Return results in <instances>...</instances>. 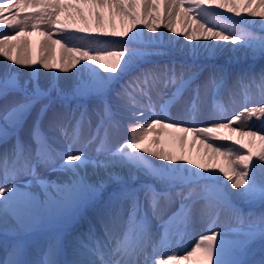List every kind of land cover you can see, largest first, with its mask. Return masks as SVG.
<instances>
[{
    "label": "snow or ice",
    "instance_id": "snow-or-ice-1",
    "mask_svg": "<svg viewBox=\"0 0 264 264\" xmlns=\"http://www.w3.org/2000/svg\"><path fill=\"white\" fill-rule=\"evenodd\" d=\"M165 8L167 10L169 0H164ZM203 12L205 19L204 24L198 23V29L201 32H207L211 37L217 41L233 42L234 49L243 48H259L264 51V37L259 39L253 37L252 33L246 30L245 27H237V25L248 23L246 17H242L240 20H234L229 24L225 20L219 19L223 13L216 12L215 10H209L205 7L203 0H195ZM211 2V0H209ZM85 3H91L94 8H102L105 5L109 9L115 8L119 12L129 16L133 21V28H136L137 17L131 9L134 6V0H0V55L5 57L8 61L14 65L21 67H34L37 65L42 66L44 70H64L67 71L70 68L76 67L81 61L94 62L99 65V68L105 69L107 74L99 73L98 69H92L96 74L97 79L94 81L93 87L95 90L102 92L113 80H119V78L126 73L133 62L140 55H146L151 53H140L134 48H129L128 45L134 40L136 33H133L127 40H113L111 46L119 47L127 50L125 51H108L107 47H93L92 51L96 54H90L89 51L83 50L85 46L65 48V45L60 40L53 39V32L59 31L55 26L61 24L60 14L68 9H74L75 14L79 15L81 19H87L84 16L82 5ZM173 11L177 5H184L185 0H170ZM149 4L152 9L158 7V4L154 0H141L142 12L152 15L148 11ZM260 6H264V0H260ZM220 9L227 8L228 12L235 13L240 16L241 11L250 12L252 16L264 17V11H256L251 7V0L244 4L243 9L235 0H228V3H219ZM32 9L33 11H29ZM7 10V12L5 11ZM43 13L44 15H39ZM95 16L99 22L103 18V13L95 11ZM172 14L171 12L169 13ZM69 15H73L69 13ZM232 19V18H226ZM37 21V22H33ZM211 22L212 27H207L206 24ZM41 23L48 25L50 31H42V35L45 36V40L41 43V51L45 52L39 61L28 59L26 56L21 57L20 51H27L28 40L24 38L18 45L16 41L21 40L22 37H26V31L36 30L41 26ZM264 26V20L260 21ZM151 32L156 33L158 26L148 25ZM169 28L171 25L169 24ZM220 29V30H216ZM64 30L72 32L89 33L90 29H69L66 25ZM175 32V29H171ZM192 31H195L193 29ZM227 33V34H226ZM125 33H115L116 37H124ZM187 41L191 42L196 37L189 32H185ZM85 39L90 41L93 45H101V41L96 36H86ZM153 38L149 39L151 42ZM51 41V44H49ZM61 44V48L75 53L73 57L65 61L63 55L61 56V62L59 64L52 62L50 56L47 53L51 52V45ZM46 46H48L46 48ZM226 46V45H225ZM17 49V55H12L13 48ZM193 54L199 51L200 47H203L206 51L212 52L214 49L221 47V45H213L211 42L201 45H191ZM123 58V59H120ZM111 61L112 67L103 61ZM87 64H81V67H87ZM143 84L144 88H141L140 94L147 97L149 103H151V97L148 95L147 87L150 80L155 79V74L152 72H144ZM140 77H135L133 80L128 81L126 84L121 85V89L116 91L114 99L121 108H126L131 111L132 122L130 123V129L139 126V118L143 116V112L135 111L136 105L133 100L129 98V88L135 89L136 85L140 82ZM261 100L259 113L264 115V73H261ZM175 84V78L171 81L166 80L165 84ZM188 83L181 79L179 85L176 88V93H179ZM31 85L32 91L28 92L27 88ZM19 87L15 76L6 78L0 81V96H6L10 91ZM25 97L22 102L14 103L5 110L2 119L5 121V126L0 127V141L8 135V126L13 128L20 127L24 120L31 114V110L38 104L41 99L48 98V103L41 105L38 114L33 121V139L36 140V129L39 126L44 114L48 111L49 107L55 102V99L50 97L49 92L42 90L39 83L35 80L26 81L24 85ZM59 93V90L57 89ZM174 93L173 95H175ZM101 103L103 104V110L105 116L111 117L113 115V104L107 98H104ZM247 116H256L257 109L245 108L240 112H237L232 116L231 120L224 123H215L212 126L200 127L199 129H190L180 127L179 124H165L161 119L153 120L143 128V132L133 138L130 143L120 144L115 148V151L110 154L104 160L90 161L86 153H77L76 155L60 153L63 156L61 165L66 169H69L78 178L75 179L71 185L68 186H56L53 188L51 184L43 185L40 183V178L36 173L37 165L40 163H49L47 158L45 146L43 140H37L36 156L33 158L30 154L24 157V165L21 169L33 176L37 184L41 187L51 190L53 195L45 202L38 201L37 196L32 191L20 190L16 186H8L11 184V180L7 173V154H5V179L3 186H0V231H6L9 227V222L14 225L16 230L25 229L30 226L31 222L35 220L34 213H38L40 209L45 211H61L73 208L79 204L89 193H98L101 191L107 183V180H119L120 177L113 171L116 167H123L132 165L137 168L146 170L150 175L160 180L166 185L165 190L157 191L152 185H141V188L145 191V198L150 201L151 214L153 217L160 220V227L165 229V234L168 224L177 216L183 214L187 219V201L194 191L189 188L188 194L185 195L182 186H189L198 184L201 180H218L215 171H209L208 175H203L199 171H193L188 165L194 163L185 156L172 155L165 152L163 149H156L145 145L147 139V133L153 131L156 125H160L161 128L176 127L179 132L188 133L194 132L198 136H203L201 143L205 144L207 148L212 149L213 153H219L226 157H231L232 153L223 151L219 146H215L213 143H208L209 139H224L233 142L235 145H239L240 148L246 150V154H236L235 159L229 160V166L227 168H221L220 171L223 176L230 181L231 184L221 182V187L212 189L214 198L208 205L209 214L215 211L217 216L219 211L227 206L232 207L229 197L233 195L228 189L234 188L238 190V195L242 198L253 200L259 198L262 206H264V183L258 187L257 172L258 170L264 172V134H260L258 131L249 130L247 132L242 131L239 128L231 127L233 121L245 118V126L251 129V125L247 123ZM84 113H81L83 118ZM118 121H114V127L118 126ZM229 130V133H237L239 136L258 137L261 142V148L258 153L252 151L251 143H244L240 139L233 141L231 134L222 136V130ZM264 131V130H261ZM183 142L184 137H179ZM156 142L155 140L153 141ZM132 149L129 151L128 149ZM240 148L236 149L239 153ZM150 154L162 161L160 165H153L152 162L145 158L141 154ZM24 151V146L21 141H17V144L13 148L12 155L17 159L20 158L21 152ZM254 157L258 159L254 160ZM251 162V163H250ZM89 163H92L96 168L103 169L105 178L98 180V183L91 184L84 177L79 176L78 169L85 168ZM242 165V167H239ZM200 169H204L206 166L201 164L198 166ZM187 173V175H185ZM135 179V177H133ZM175 189V195L180 198V208L169 217L168 220L163 219V209L160 206V201H171V193ZM140 189L123 187L121 191L113 193L115 200H130L131 209L128 213L127 220H123L122 210L115 215H111L104 223V232L107 235L109 241L114 240L115 246L108 248V259H101L99 264H157L155 259H150L147 254V245L150 240L149 233V218L147 211L144 210L143 203L139 198ZM210 189L205 185V193H208ZM6 193V194H5ZM207 198V197H206ZM233 212L237 218L241 215V210L233 207ZM103 220V216L101 217ZM215 226V221H213ZM122 233V238H121ZM231 235L232 238H229ZM89 236L91 237V229L89 230ZM259 237V257L255 258L253 245L256 243V238ZM84 245H82L83 247ZM25 244L23 239H14L8 249L5 256L0 257V264H60L55 258L57 254V247L54 242L49 243L48 248L45 251V259L42 262L32 261L29 262L23 259L25 254ZM88 251L92 255H96L99 249L88 248ZM202 253L201 264H264V213L260 216V225L258 231L250 226L247 231H233L231 234L227 230L219 229L212 230L211 227L206 230V234L200 235L198 241L191 251H187L186 254L179 259L185 261L189 260L195 253ZM143 257V259H141ZM178 258L176 256H168L167 259L162 260L161 264H177ZM77 264H97L93 259H85L78 261Z\"/></svg>",
    "mask_w": 264,
    "mask_h": 264
},
{
    "label": "rangeland",
    "instance_id": "rangeland-1",
    "mask_svg": "<svg viewBox=\"0 0 264 264\" xmlns=\"http://www.w3.org/2000/svg\"><path fill=\"white\" fill-rule=\"evenodd\" d=\"M260 1V0H258ZM236 3V1H235ZM88 4V5H87ZM84 6H91V3L83 4ZM94 8V7H93ZM97 9V8H96ZM100 11L102 8H99ZM230 17V16H229ZM76 19L78 21L84 22L83 19L79 18L76 15ZM80 19V20H79ZM221 20H225L227 23H233L234 19H226V17H219ZM238 21V20H236ZM83 24V23H81ZM237 25V27H242ZM254 27V26H253ZM255 28L259 29L262 27L256 26ZM264 29V28H263ZM261 30V29H260ZM251 33V32H250ZM255 38H260L263 36H253ZM204 53L208 54L209 51H204ZM76 55L73 53L72 57ZM178 60V65L174 69L167 68L166 75L172 80L173 77L175 81L179 83L181 79H184L188 76H192V83L188 85L183 92L182 96H179V99H182L184 102H189L195 105H198L208 111L211 115V121L207 122L206 127L212 126L216 122V116L218 111L223 107V99L221 94L227 89V79L224 75V69L229 68V64L223 63L221 60H208L202 62H184L183 59L179 56L176 58ZM104 63L109 65V68L112 67L111 61H103ZM246 67H242L243 63H237L233 68L239 69L244 68L245 70L239 73V80L237 81V85H235L234 89L239 94L242 91L241 96L243 98H247L250 96L248 91L241 87L246 79H248L245 73L249 75H254V72H257V78H260L262 69H258V65L260 63L256 62V59L251 61H247ZM81 64H85L84 61H81L80 64H77V69L79 71H85L87 67H82ZM99 66V65H98ZM84 68V69H83ZM98 69L101 74H106L105 69ZM258 71H256V70ZM202 71L203 76L205 77L202 82L197 79L198 71ZM205 71V72H204ZM213 72V73H212ZM239 72V71H238ZM207 74V75H206ZM132 76V78H131ZM135 77V75H134ZM133 74L129 77L125 78L126 84L128 81L134 79ZM208 78V79H206ZM128 79V81H127ZM71 80L72 83L70 82ZM92 81L85 83V89H79L75 94H65L63 92H59L56 94H49L50 97L55 99V102L49 107H57V113L64 117L66 116V123L69 126V133L65 135V137H61V132L57 130L56 126L51 129L45 126V116L41 119L38 128L36 129L37 138L33 139V121L36 115L39 112L41 105L48 103V98H43L41 101L35 105V112L31 116L30 121L27 123L26 129L24 130L22 127L18 128L13 134H8L5 142L1 143L0 150L5 151L7 154V173L9 174L16 169L17 166L23 167L24 165V155H31L33 158L36 156L37 151V140H43L45 151L47 158L49 159V163H40L37 165L36 170H44L45 167L49 165H56L62 160L63 156H55V154L48 150L47 143H51L48 138L52 137L55 139V142H52V146H62L68 150L71 154L76 155L77 153H83L85 147L91 148L93 151L90 154L92 159H100L103 155H109L110 152L115 151V148L120 144L125 142L130 143L133 138H135L137 132V126L130 129L129 125L132 122V114L131 111L126 110V108H121L114 99V94L116 90L121 89V84H114L110 82V84L102 91H97L94 89ZM194 80V81H193ZM207 80V81H206ZM77 80L74 78L68 79L65 83L69 85L76 86ZM190 81V80H189ZM188 81V82H189ZM200 82V84L198 82ZM122 84V85H123ZM194 84V85H193ZM249 84V83H248ZM120 85V86H119ZM193 85V88L191 87ZM204 85V86H203ZM76 88H78L76 86ZM23 87H18L15 90L10 91L6 96H0V113L1 111L6 110L14 103H19L24 100L25 95L23 96ZM194 90L196 91V101L189 100V96L193 95ZM32 91V90H31ZM29 91V92H31ZM63 93V94H61ZM13 94L17 95V98L13 103L9 106H3L1 101L4 100L8 95ZM155 92L148 90V95L152 99H156L157 105L159 109L168 108L173 102L176 101L177 98H172L170 96L166 97V102L163 101V98L157 95L155 98ZM20 95V96H19ZM129 97H137L140 100H145L147 97H144L140 94V92H135L131 88L128 90ZM107 98L113 104L111 117L105 116L103 110V104L101 101ZM186 98V99H185ZM19 99V100H18ZM200 101V103H199ZM146 107V108H145ZM151 107L144 105L142 107H137L135 111L137 112H145L150 114ZM238 111L241 109L240 104L238 105ZM247 108V107H246ZM254 107H250L248 109H252ZM48 109V110H49ZM125 109V110H124ZM140 109V110H139ZM59 110V111H58ZM5 111L0 115V122L4 120L2 119ZM71 113V114H70ZM81 113H84L83 118H81ZM245 113V117H247ZM234 115V114H233ZM232 115V116H233ZM103 117V118H102ZM151 117V118H150ZM150 121L154 120V118L149 116ZM100 119H102L100 121ZM245 119V118H241ZM69 120V121H68ZM32 121V122H31ZM114 121H118V126L114 127ZM165 124H171L169 121H163ZM209 123V124H208ZM29 125V126H28ZM44 126V127H43ZM76 127V128H75ZM85 128V129H84ZM168 131H170V136L178 137L179 134L184 135L177 130L176 127H165ZM20 130V131H19ZM46 130V132H45ZM54 131V132H50ZM78 131V132H77ZM80 131V132H79ZM81 131H84V135H81ZM20 133V134H19ZM57 135V136H56ZM61 135V136H60ZM50 136V137H49ZM18 137V138H17ZM15 139V140H14ZM66 139V142L64 141ZM59 140V142H58ZM9 141V142H8ZM17 141H21L24 146V151L21 152L20 158L17 159L12 155L13 148L17 144ZM64 141V142H62ZM8 143V144H7ZM14 143V146L12 144ZM55 143V144H53ZM61 143V144H60ZM63 143V144H62ZM213 143V142H208ZM31 146H29V145ZM66 144V145H65ZM215 146H219L222 149L232 152L234 156V151L230 148V146L226 145V148L223 147L220 143H213ZM261 145V144H260ZM258 145V146H260ZM12 146L11 150H8L7 147ZM188 145L191 153H197L199 147L193 144ZM4 147V148H3ZM31 147V148H30ZM187 147V149H188ZM195 148V149H194ZM64 149V148H63ZM231 149V150H230ZM29 150V151H28ZM132 151V149H128ZM174 150L178 153L179 148L177 145H174ZM195 150V151H194ZM140 151V150H138ZM258 153V152H255ZM143 155V153L141 152ZM26 155V156H27ZM145 156V155H144ZM147 159V157L145 156ZM256 157H254L255 160ZM149 160V159H148ZM204 160V158H203ZM251 163V162H250ZM153 165H156L152 162ZM200 163L199 165H201ZM92 166H86L80 170L79 176L84 177L89 183L96 184L98 180L93 177V174L90 172ZM132 166V165H131ZM158 166V165H157ZM133 169L136 170L137 174L122 177L119 176V180H107L106 186L99 191L98 193H89L87 197H85L79 204L74 206L73 208H69L67 210L61 211H45L43 208L39 210L38 213H34L35 220L31 222L30 226L25 229L16 230L14 225L10 222L9 227L6 231H0V257H4L6 250L8 249L10 243L16 239H23L25 244V254L23 259L32 262H42L45 257V251L48 248L49 243L54 242L57 247L56 259L60 262V264H70L72 259H83V253L88 251L89 246L94 242L95 237L99 236V238H103L101 235L105 234L104 232V223L108 221L111 215H115L117 212L122 210L123 220H127L128 213L131 209V201L130 200H115L113 198V193L121 191L123 187L127 188H136L140 189L139 198L143 203L144 210L148 213L149 218V233L150 240L147 245V254L150 259H155L157 264H161L162 260L167 259L168 256H176L178 258L177 264H201L202 262V253H195L189 260L185 261L182 258L187 251H191L195 246L196 242L200 235L206 234V230L211 227L212 230L219 229L227 230L231 234L235 231H245L250 228V226L255 229H259L260 225V216L264 213V206H262L259 198H255L253 200H248L242 198L237 193H233L229 197V201L232 207H223L219 211V215L217 216L215 211H212L210 214L208 212V205L210 201L214 198L212 189L216 187H221V182H226L223 179L218 180H201L198 184L182 186L185 195L188 194L189 188L194 191V194L187 200L185 203L187 204V219H185L184 215L181 214L173 219L167 226L166 234L165 229L160 227V220L155 218L151 214L150 201L145 198V191L141 188V185H152L155 187L157 191L165 190L166 185L163 184L160 180L150 175L146 170L142 168H137L132 166ZM242 167V166H241ZM95 168V166H94ZM189 168L192 169L191 166ZM197 168V169H196ZM195 169V170H194ZM193 171H199L203 175H208L209 169L204 168L200 169L198 166L192 169ZM208 170V171H205ZM90 172V173H89ZM187 175V173H185ZM0 177L5 179V158L0 165ZM135 177V179L133 178ZM77 179V176H75ZM74 179V180H75ZM258 184L264 183L263 179L258 177ZM126 182V183H123ZM227 183V182H226ZM71 185V184H70ZM205 185L208 186L210 191L205 193ZM13 186V185H11ZM68 186V185H64ZM20 190H24L23 187L16 186ZM207 197V198H206ZM180 198L175 195V189L171 193V201H160V206L163 209V219L168 220L170 216L174 212H176L180 208ZM233 207L241 210V215L237 218L236 214L233 212ZM103 216V220L101 217ZM213 221H215V226H213ZM91 231V237L89 236V230ZM96 235V236H95ZM101 236V237H100ZM229 238H232L231 235ZM98 239V238H96ZM175 242L177 244V249L171 250L169 247ZM32 243H38L36 246H33ZM82 245H84L82 247ZM7 246V247H6ZM78 247V248H77ZM75 248V249H74ZM254 248V257H259V237L256 238V243L253 245ZM3 249V250H2ZM3 251V252H2ZM90 253V252H89ZM4 254V255H3ZM65 261V262H64Z\"/></svg>",
    "mask_w": 264,
    "mask_h": 264
},
{
    "label": "bare ground",
    "instance_id": "bare-ground-1",
    "mask_svg": "<svg viewBox=\"0 0 264 264\" xmlns=\"http://www.w3.org/2000/svg\"><path fill=\"white\" fill-rule=\"evenodd\" d=\"M235 1L237 4L241 6V9H243L245 3L249 2V0H235ZM154 2L158 4V7L152 9L149 4L148 11L152 13V15L149 16L147 13L142 12L141 0H134V6L131 9V11L134 12L137 17L136 28H133V21L129 16L119 12L115 8L109 9L106 5L102 7L101 11L99 8L96 9L91 6L82 5L84 16L87 17L86 20L83 19L84 22L78 21V19H76V14L74 9H68L60 14L61 24L55 26V28L59 29V31L57 32L55 31V29H51V31L53 32L52 38L60 40L61 43L65 45V48L85 46L83 50L89 51L90 54H96L92 51L93 47L101 46V47H107L108 51L123 50L127 55L126 49L113 47L111 46V42L113 40H127L129 37L133 35V33H136L134 40L128 45V47L134 48L140 53H151V54L138 56L137 59L133 62L130 69L126 73H124L119 78V80H113L111 82L114 84L115 87L116 84H121V83L123 84L125 78L126 77L130 78V75L132 74L133 77L134 75L135 77L139 76L141 78L140 82L136 85L135 89L131 88L135 92H138L141 88L145 87V85L143 84L142 73L152 72L155 74V79L149 81V85H148L149 87H147L149 89L147 90L152 89V91L155 92V94H153L155 98L157 97L156 95H159L160 97H166L168 93L170 92L173 93V91L176 90L177 87L176 85L174 86V84L172 83L170 84L168 83L166 85L165 81L166 80L170 81L166 75L167 68L174 69L175 67H177L178 60L176 58L179 56L183 59L184 62L189 61V62L199 63L202 61L218 59L221 60L223 63L229 64V68L224 69L225 71L224 75L225 78L227 79V90H230L232 92H236L234 87L235 85H237V81L240 79L239 73L245 70L244 68H239V69L233 68L235 65H238L237 63L239 62L243 63L242 67H246L245 62L256 59V62L260 63V65H258V69L261 68L262 69L261 72L264 73V51H261L259 48L234 49L233 42L217 41L215 40V38L211 37L207 32H201L198 29L197 22L199 21L200 24H204L206 21L204 18H202L203 12L201 11L199 5L195 2V0H185L184 5L182 6L177 5L174 11L172 9L170 0L168 3L167 10L165 8L164 0H154ZM221 2L228 3V0H211V2H209V0H203V3L206 8H208L209 10H215L216 12L223 13L222 16L224 17L231 16L230 18L235 20H240L242 17H246L248 21L247 24H250L251 26L254 27L258 26L264 28V26H262L260 23L261 20H264V17H255L252 16L250 12H243V11H241L240 16H237L235 13L228 12L227 8L220 9L219 3ZM251 7L254 8L256 11H264V6H260V1L258 0H251ZM97 10L103 13V18L99 22L97 21L96 16L94 14L95 11ZM5 11L7 12V10ZM29 11H33V10L29 9ZM170 12L172 13L171 15L169 14ZM69 13H72L73 15H69ZM39 15H44V14L40 13ZM33 22H37V21H33ZM149 24L153 26H158L156 33L151 32V30L148 27ZM169 24L171 25L170 28L168 27ZM65 25L69 29L78 30V29L87 28L90 29V32L82 33L79 31L76 32L66 31L64 30ZM206 26L212 27V23L209 22L206 24ZM171 29H175V32H172ZM193 29H195V31H192ZM216 30H220V29H216ZM42 31H50L49 26L41 23V26L39 28H37L36 30L29 29L28 31H26V37H22L21 40L15 42V44L18 45L24 38L28 40V45H27L28 50L26 52L25 51L19 52V55L22 58L26 56L28 59L39 61L41 56L46 54L45 52L41 51V43L45 40V36L41 34ZM185 32H189L190 34L194 35L196 39L191 42L187 41V37L184 35ZM115 33H125L126 35L124 37H116L114 36ZM86 36L98 37L101 41V45L91 44L90 41L85 39ZM150 38H153L151 42H149ZM209 42H211L213 45L219 44L221 45V47L214 49L212 52H209L208 54L207 53L205 54L204 53L205 49L203 47H200L199 51L196 52L195 55L193 54V49L191 45L193 44L201 45ZM49 44H51V41H49ZM47 47L48 46H46V48ZM47 54L50 56L52 62L57 64L61 62L62 55L65 61L70 59L73 55V53L62 49L61 44L51 45V52ZM12 55H17V49L15 47L12 50ZM84 63L87 64L88 66L87 69H85V71L83 72L79 71L77 69V66L74 68H70L67 71L56 70V69L44 70L40 65L34 67H21L14 65L10 61H8L5 57L0 55V81L6 78H11V76L14 75L19 87L24 88L26 81L35 80L39 83L41 89L48 91L49 94L58 93L57 92L58 89L59 92L73 95L77 92V90L85 89V83L88 84V82L92 81L93 79L95 80L97 79L96 74L92 71V69L97 68L99 66L96 65L94 62L84 61ZM202 73L203 72L201 70L198 71L197 79H199L200 82H202L205 78ZM254 73H255L254 75H249L248 73H245V75L247 74L248 76L246 77L248 79H251L253 76L254 77L258 76L257 72ZM72 78L73 79L75 78L77 80L76 86L78 88H76V86L65 83L68 79H72ZM72 81L73 80H71L70 82L72 83ZM200 82L198 83L200 84ZM259 82L261 83L260 80ZM191 83L192 81L190 80L184 88L186 89L188 85H191ZM248 83L249 86L250 85L253 86L254 84V82L251 81H249ZM193 85L191 86L192 88ZM31 90H32L31 85H29L27 91L29 92ZM22 95L23 96L25 95L24 91ZM132 96L129 98L133 100V103H135L136 105L135 110L137 109V107H142L144 105L151 107V109L149 108L151 110L150 114L143 112V116L139 118V126H137V132H135L136 136L141 134L143 132V128L146 127L147 124L153 121V120L150 121L151 117L149 118V116L151 115L154 118V120L161 119L162 122L169 121L173 125L179 124L180 127L190 128V129L193 128L199 129L200 127H206L207 122L211 121L212 119L210 113L206 111L204 108L195 104L192 105V103L190 104L187 101L184 102L182 99L179 98H177L176 101L173 102L168 108L159 109L156 99L151 98V103H149L148 98L145 100H140L137 97H132ZM16 98L17 95L10 94L6 98H4V100L1 101V104L3 106H9L11 103L15 101ZM260 100H261V95L256 96L255 94H251L246 99H241V101H237V104L241 103L242 106H245L247 108L255 107V109H257L256 116L246 117L247 123L251 125V129L245 126V122H246L245 119L233 121L231 127L239 128L245 132L252 130V131H258L260 132V134H264V131H261L264 130V115H261L258 111L261 106ZM233 101L234 100L232 99L230 100V102ZM237 104L227 103L225 106H223L217 113L216 122L224 123L227 122L228 120H231L232 115L233 114L235 115L239 109ZM4 111H1L0 115H2ZM34 112H35V107L32 108L31 114L24 120V122L20 126V127L23 126L22 128L24 130L28 129V128L26 129L27 123L30 121L31 116L33 115ZM45 119H46L45 126L47 128L51 127V129L54 126H56L58 129L55 127L54 128L61 132L62 135V136L60 135L61 137L64 138L65 135H67L70 132L69 126L67 124L68 122L66 123V119H67L66 116L61 117L57 113V107L54 106L50 108L46 113ZM4 126H5V121H4V125L0 127H4ZM20 127L13 128L11 126H8V134L14 133V131H16ZM166 131L167 129L161 128L160 125H156L153 131L147 133V139L145 140V145L156 149H163L165 152L170 153L172 155H177V156L182 155L187 157L188 160L194 161L193 164L188 165V167L191 166L192 169L194 167L199 166V164L202 163L203 165L206 166L205 168L209 169V171H215L218 177L226 181L227 184L229 185L231 184V182L227 181V178L223 176V173L220 171V169L227 168L229 166L230 159L234 160L236 154H241V155L246 154V150L240 148L239 145H235L233 142L224 140L222 138L215 140L209 139L208 142L220 143L225 148L226 145L230 146V148L234 151V156L232 155L231 157H226L219 153H213L212 149L207 148L205 144H202L200 142L201 139H203V136H198L194 132L184 133V135L179 134L178 137H174L176 136L174 135L172 137L173 134L170 136V131H168L169 134H167ZM50 132L52 133L54 131H50ZM229 134L232 135L233 141H235L236 139H240L244 143H248L249 141H252L251 143L252 151L253 152L260 151L261 142L258 137L253 138L249 136H239L237 133H229V130L227 129L222 130V136H227ZM83 135H84V131H81V135L79 137ZM180 136L184 137L183 142L180 141L179 139ZM5 140H6V136L3 138V141H0V145L1 143L5 142ZM48 140L51 143L56 141L52 137L48 138ZM154 140L156 141L155 143L153 142ZM64 141L66 142V139ZM51 143H47L48 145L47 147L48 150L50 149L51 153L55 154V156L56 155L59 156L60 153H64L65 155L69 153L68 150L65 149V147L62 146L55 147L52 146ZM175 144L179 148L178 153H176V151L174 150ZM193 144L199 147L197 153H191L192 151H190L188 147V145L192 146ZM12 145L14 146V143ZM11 147L12 146H8L7 149L11 150ZM238 148H240L239 153L236 152V149ZM92 151L93 150L91 148L85 147L83 153H86L90 161H98V159L95 160L92 159L90 155ZM223 151L226 150L223 149ZM5 154H6L5 151L0 150V165L5 158ZM145 155L150 157L151 161L154 162L156 165H160L162 163L160 159L153 157L150 154H145ZM107 156L108 155H103L99 160H104ZM255 159H258V157H256ZM61 161L62 160H60L59 163H57L56 165H49L45 167L44 170H40V171L36 170V173L40 178L41 184L43 185L51 184L53 188H55L56 186H64V185L72 184L76 175H74L71 170L63 167L61 165ZM90 165L92 166V163H89L87 166ZM241 166L242 165L238 166V168ZM22 168L23 167L17 166L16 169H14L9 174L8 177L11 180V184H9L8 186L13 185V186L23 187L24 191L30 190L33 193H35L38 201L46 202L53 195L51 190L41 187L40 184H37L33 176L27 172L22 171L21 170ZM80 170L82 169H78L77 171L80 172ZM113 171L118 176H122V177L137 174L136 170L133 169L131 165L116 167L115 169H113ZM90 172L93 174V177L96 180H99L101 178L106 179L103 169H98L96 167L94 168L93 166ZM257 175L258 177L262 178L264 181V172L258 170ZM3 184H4V179L0 177V186H3ZM230 190L233 193L238 192V190L234 188H230ZM101 236L103 238H99V236L98 237L96 236L94 242L89 246L90 248L99 249L96 255H92L91 253L86 251L82 255L83 257H85L82 260L93 259L97 262V264H99V261L101 259L109 258L108 248L114 247L115 241L114 240L109 241L106 234H102ZM121 238H122V233H121ZM37 244L32 243L33 246H36ZM169 249L175 251L177 249V244H175L174 242L169 247ZM141 259H143V257H141ZM78 261H81V259L79 258L76 260L72 259L71 262L68 263L77 264ZM189 264H191V262H189Z\"/></svg>",
    "mask_w": 264,
    "mask_h": 264
},
{
    "label": "trees",
    "instance_id": "trees-1",
    "mask_svg": "<svg viewBox=\"0 0 264 264\" xmlns=\"http://www.w3.org/2000/svg\"><path fill=\"white\" fill-rule=\"evenodd\" d=\"M242 27H245V28H246V30H247V31H249V32H253V35H257V34H259V32H260V31H256V32H255V31H252V29H251V28H249V27H247V26H245V25H244V26H242ZM259 186H261V185H260V184H258V187H259ZM247 230H249V229H247ZM247 230H245V231H247ZM256 230H257V229H256ZM257 231H258V230H257Z\"/></svg>",
    "mask_w": 264,
    "mask_h": 264
}]
</instances>
